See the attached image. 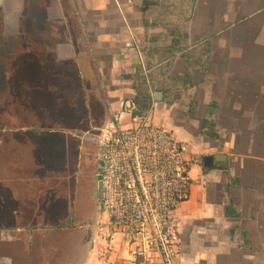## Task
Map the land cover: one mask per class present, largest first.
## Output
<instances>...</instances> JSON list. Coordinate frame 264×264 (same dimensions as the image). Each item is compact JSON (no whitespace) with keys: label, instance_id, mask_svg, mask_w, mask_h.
<instances>
[{"label":"crops","instance_id":"1","mask_svg":"<svg viewBox=\"0 0 264 264\" xmlns=\"http://www.w3.org/2000/svg\"><path fill=\"white\" fill-rule=\"evenodd\" d=\"M17 12L18 31L0 33V264H135L122 231L83 219L66 164L128 99L153 106L186 157L226 158L191 170L201 202L183 210L191 192L179 210L181 264H264V0H18Z\"/></svg>","mask_w":264,"mask_h":264},{"label":"built area","instance_id":"2","mask_svg":"<svg viewBox=\"0 0 264 264\" xmlns=\"http://www.w3.org/2000/svg\"><path fill=\"white\" fill-rule=\"evenodd\" d=\"M153 106L140 112L133 99L122 114L130 125L118 130L115 119L101 142V218L110 232L122 231L135 264H181L173 212L189 200L194 158L165 124H154ZM152 120V121H151Z\"/></svg>","mask_w":264,"mask_h":264},{"label":"flooded vegetation","instance_id":"3","mask_svg":"<svg viewBox=\"0 0 264 264\" xmlns=\"http://www.w3.org/2000/svg\"><path fill=\"white\" fill-rule=\"evenodd\" d=\"M111 121L104 123L85 137H81L80 140H75L76 143L66 149L68 156L66 164H76L70 179V187H72L73 199L74 201L76 200V204L81 201L86 206L92 204L101 210V184L99 177L101 171V142ZM94 150L96 154L91 157V151ZM204 157L196 158L194 164L200 163L205 168H208L204 165ZM81 206L84 205L82 204ZM177 237L181 259L182 239L180 231Z\"/></svg>","mask_w":264,"mask_h":264},{"label":"rangeland","instance_id":"4","mask_svg":"<svg viewBox=\"0 0 264 264\" xmlns=\"http://www.w3.org/2000/svg\"><path fill=\"white\" fill-rule=\"evenodd\" d=\"M17 10H18V0H10L7 3H5V0H0V33L18 31V29H19V25L18 24L11 25V23H13V22H11V21H13L12 14H14V15L16 14V16H17V13H18ZM37 13H39V9H38V7L36 5H34L29 10V14H28V16L30 17L29 20H26L27 21L26 26H27L29 32L33 33V32L37 31L35 29L36 27H35V23L33 21L35 19V16H36ZM13 18H15V17H13ZM136 102H138V104H139V108H140V112L141 113L144 112L145 110H147L146 108H144L143 102H140L139 99H137ZM129 122H130L129 119H127L126 117L124 119H121V118L118 119V116H117L116 119H115V128L120 130L126 124H128ZM153 123L155 124V121H153ZM95 154H96L95 150L91 151V157H94ZM195 165L196 164L193 163V165H192V173H193V168H194ZM192 175H191V178H192ZM192 183H193V178H192ZM200 202L201 201H200V198H199L198 190L194 187V183H193L191 202L188 203L184 207L183 210L196 211L198 206H199V204H200ZM74 205L76 206V200L74 201ZM83 205L84 206H83L82 211L84 213L85 212H87V213L84 214V216H82V217H83L84 220L89 222L88 223L89 225L90 224L91 225L94 224L96 222L95 220H98L99 217L101 218V212L102 211L97 206L95 207L92 204L86 206V204H84V203H83ZM179 210H180V208L178 210L174 211L173 215H172V219H173V222L175 224L179 223V221L181 220L180 219L181 214L184 212L183 210L179 212ZM72 217H73V219H75L74 211H73ZM178 225H180V224H178Z\"/></svg>","mask_w":264,"mask_h":264},{"label":"water","instance_id":"5","mask_svg":"<svg viewBox=\"0 0 264 264\" xmlns=\"http://www.w3.org/2000/svg\"><path fill=\"white\" fill-rule=\"evenodd\" d=\"M225 159V156L221 154L207 155L204 157V165L208 168H212L215 166V163L223 162Z\"/></svg>","mask_w":264,"mask_h":264},{"label":"trees","instance_id":"6","mask_svg":"<svg viewBox=\"0 0 264 264\" xmlns=\"http://www.w3.org/2000/svg\"><path fill=\"white\" fill-rule=\"evenodd\" d=\"M227 215H237V213H234V211H233V207L232 206H230L228 209H227Z\"/></svg>","mask_w":264,"mask_h":264}]
</instances>
